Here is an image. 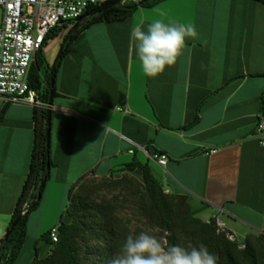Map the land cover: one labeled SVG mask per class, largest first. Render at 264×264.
Returning a JSON list of instances; mask_svg holds the SVG:
<instances>
[{
    "label": "crops",
    "instance_id": "0c3cea01",
    "mask_svg": "<svg viewBox=\"0 0 264 264\" xmlns=\"http://www.w3.org/2000/svg\"><path fill=\"white\" fill-rule=\"evenodd\" d=\"M130 1L139 0L122 2ZM155 20L194 25L198 36L186 38L177 63L151 78L130 34L135 27L146 32ZM54 89L52 166L27 237L43 234L47 219L59 220L84 175H117L135 159L152 168L167 193L187 196L205 222L218 218L242 239L264 235V147L256 136L264 96L263 1L163 0L124 21L95 23L71 43ZM34 111L0 99V240L30 170ZM153 152L168 156L165 167ZM56 197L61 203L49 215Z\"/></svg>",
    "mask_w": 264,
    "mask_h": 264
},
{
    "label": "trees",
    "instance_id": "16d2710c",
    "mask_svg": "<svg viewBox=\"0 0 264 264\" xmlns=\"http://www.w3.org/2000/svg\"><path fill=\"white\" fill-rule=\"evenodd\" d=\"M161 1L163 0H153L141 5V0L125 2L123 6H115L90 18L67 42L57 69L74 39L91 25L98 22L124 21L139 7L152 6ZM261 1L264 2V0ZM95 8L93 7L89 11ZM67 27H69L68 24H63L47 35L28 74L30 88L35 90L46 104L50 98L49 86L52 68L46 57V49L50 41L60 36ZM64 39L65 36L60 42L61 44ZM55 95L54 89V97ZM2 115L3 111L1 117ZM196 121L197 118L194 123ZM34 122L35 138L30 170L7 230L10 235L0 250V264H15L17 262L27 238L29 215L37 210L42 202L44 190L40 201L33 207L38 199L39 187L47 183H44L47 164L52 166L50 151L46 147L47 109L35 108ZM152 154L162 153L153 152ZM137 170L140 171V175L134 174ZM119 173L123 175L119 180H106L100 183L86 182L89 177H96L95 173L91 172L84 175L70 189L68 205L60 214L56 225L58 241L53 242L51 230L43 234L40 241L47 247L46 255L41 256V249L36 245L35 255L30 264H84L81 257L82 242L88 244L89 253L97 254L100 264H109V261L120 251L129 234L135 236L144 232L142 228L132 229V221L120 215L121 210L128 206H122L115 200L98 198L100 191L108 186H129L133 180L127 175L135 176L141 180L142 190L135 193L136 198L132 203L135 215L145 226L160 231L166 242V247L172 245L199 247L200 244H203L210 253L217 257V264H264V235L245 238L243 242L245 248H240V245L231 242L225 233L218 232L216 219H211L208 223L198 218L187 196L167 193L164 184L148 164H142L135 159ZM113 177L115 174L104 178L112 179ZM22 214V218L13 227L16 219Z\"/></svg>",
    "mask_w": 264,
    "mask_h": 264
},
{
    "label": "built area",
    "instance_id": "2783aa9c",
    "mask_svg": "<svg viewBox=\"0 0 264 264\" xmlns=\"http://www.w3.org/2000/svg\"><path fill=\"white\" fill-rule=\"evenodd\" d=\"M106 3L103 0H0L3 21L0 25V99L5 103L25 104L33 108L47 109L38 93L31 89L28 74L36 54L42 49L45 38L63 24L72 26L93 7ZM259 144L264 147V96L262 110L256 126ZM132 153V151H131ZM217 153L209 150L206 155ZM152 159L165 167L169 158L154 154ZM209 223V221H208ZM218 232L245 248L234 232L216 219ZM53 242L58 241V227L51 229Z\"/></svg>",
    "mask_w": 264,
    "mask_h": 264
},
{
    "label": "clouds",
    "instance_id": "9594fccd",
    "mask_svg": "<svg viewBox=\"0 0 264 264\" xmlns=\"http://www.w3.org/2000/svg\"><path fill=\"white\" fill-rule=\"evenodd\" d=\"M197 36L194 25L166 24L155 20L146 32L141 27L133 28L130 39L134 42L142 71L155 78L177 63L186 47V38L195 39ZM109 264H217V257L203 244L199 247H166L156 236L140 232L126 237Z\"/></svg>",
    "mask_w": 264,
    "mask_h": 264
},
{
    "label": "rangeland",
    "instance_id": "374dc122",
    "mask_svg": "<svg viewBox=\"0 0 264 264\" xmlns=\"http://www.w3.org/2000/svg\"><path fill=\"white\" fill-rule=\"evenodd\" d=\"M107 1V0H103ZM3 21V10L0 7V25ZM61 43H60V36L55 37L53 40L50 41L49 46L46 49V57L48 62L53 65L55 59L57 58L59 51H60ZM122 174L115 175V177L111 178H98V177H89L86 182H95L100 183L104 182L106 180H119L122 178ZM128 178H132L133 181H131L129 186L121 187L118 185H111L108 186L100 191L98 194V198H105L108 200H115L118 203L122 204V206H128L127 208H124L121 210L120 215L128 220L132 221V229L135 228H142L144 232H147L151 235L156 236L162 243L166 244L164 237L162 234H160L159 230L151 229L142 223L138 216L134 213V208L132 207V203L134 202L136 196L135 193L139 190H142V187L140 186L141 180L138 179L135 176L127 175ZM140 182V183H139ZM59 197H56L53 203L52 207H49L47 210V214H51L52 211H54L55 206L60 205ZM197 217L204 220L206 218V215L202 212L197 214ZM46 225L44 228V232L49 231L52 229L53 226H56L58 224V218L53 223H51V220H46ZM43 234H28L27 237V248L22 253L23 255L20 257L21 264H28L35 255V246L37 245L39 249H41V256H45L47 252L46 245L40 241ZM243 240L242 238H240ZM88 244H85L84 242L81 243L82 249H81V257L84 264H100L98 262L97 254L95 253H89L88 252Z\"/></svg>",
    "mask_w": 264,
    "mask_h": 264
},
{
    "label": "water",
    "instance_id": "95a60500",
    "mask_svg": "<svg viewBox=\"0 0 264 264\" xmlns=\"http://www.w3.org/2000/svg\"><path fill=\"white\" fill-rule=\"evenodd\" d=\"M153 0H141V3H147ZM124 3L122 2V0H111L108 1L98 7H96L94 10H91L89 12H87L86 14H84L81 18H79L75 24L71 27H67L66 29H64L62 31V33L60 34V42L62 41V39L65 36V39L63 40L61 47H60V51L59 54L57 56V58L55 59L51 71H50V98H49V102H48V108H47V126H46V135H47V150L50 151V147H51V117H52V106H53V99H54V86H55V78H56V72H57V65L59 63V61L61 60L63 53H64V49L65 46L67 44V42L69 41V39L79 31V29H81L84 24L92 17H94L95 15L101 14L103 11L111 9L115 6H123ZM50 169L51 166L50 164H47L46 167V172L44 175V183L47 182L49 175H50ZM45 189V184H42L39 189H38V199L35 202V204L33 205V207H35L38 202L41 199V194L43 192V190ZM23 214L20 215L16 221L13 224V227H15L18 223V221L22 218ZM10 235V232L6 233L5 236L0 240V250L2 245L5 243V241L8 239Z\"/></svg>",
    "mask_w": 264,
    "mask_h": 264
}]
</instances>
